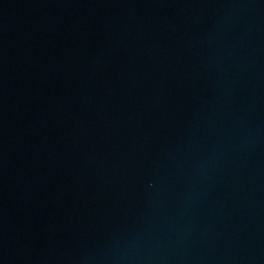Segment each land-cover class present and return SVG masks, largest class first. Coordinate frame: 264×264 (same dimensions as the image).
Instances as JSON below:
<instances>
[{"label":"water","instance_id":"water-1","mask_svg":"<svg viewBox=\"0 0 264 264\" xmlns=\"http://www.w3.org/2000/svg\"><path fill=\"white\" fill-rule=\"evenodd\" d=\"M0 264H264V0H0Z\"/></svg>","mask_w":264,"mask_h":264}]
</instances>
